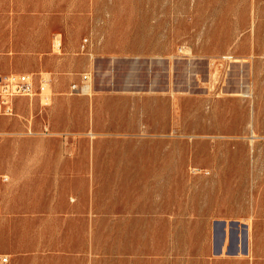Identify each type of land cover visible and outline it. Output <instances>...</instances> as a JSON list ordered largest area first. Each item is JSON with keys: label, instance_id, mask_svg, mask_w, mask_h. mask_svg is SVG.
I'll use <instances>...</instances> for the list:
<instances>
[{"label": "rangeland", "instance_id": "374dc122", "mask_svg": "<svg viewBox=\"0 0 264 264\" xmlns=\"http://www.w3.org/2000/svg\"><path fill=\"white\" fill-rule=\"evenodd\" d=\"M2 34L0 73L35 91L0 115L1 253L264 264V0H0ZM221 218L248 254H214Z\"/></svg>", "mask_w": 264, "mask_h": 264}, {"label": "built area", "instance_id": "2783aa9c", "mask_svg": "<svg viewBox=\"0 0 264 264\" xmlns=\"http://www.w3.org/2000/svg\"><path fill=\"white\" fill-rule=\"evenodd\" d=\"M89 39L83 40L82 49L86 48ZM92 83V73L85 72L78 81L71 84L72 93L87 92ZM35 91L32 75L29 73H0V115H13L15 112V101L20 96H32ZM45 134H51L49 126H45ZM8 176L0 174V182L7 181ZM1 205V195H0ZM9 254L0 252V264H10Z\"/></svg>", "mask_w": 264, "mask_h": 264}, {"label": "crops", "instance_id": "0c3cea01", "mask_svg": "<svg viewBox=\"0 0 264 264\" xmlns=\"http://www.w3.org/2000/svg\"><path fill=\"white\" fill-rule=\"evenodd\" d=\"M6 41V35L2 34L0 35V45L3 44ZM83 44V43H81ZM88 45V43H87ZM86 45V47H87ZM62 37L61 34H57L55 36V39L53 41V48H54V53L56 54H60L62 52ZM82 46V45H81ZM53 57H55L56 59L62 60L65 57H60V56H56L53 55ZM62 61H60L61 63ZM56 100H58L59 98H55ZM41 150H49L47 148H42V149H36L35 147L31 148L29 153H45V151H41ZM59 150H61V148H59ZM46 164L43 163V166H41L40 169H45ZM34 169L36 170L38 167L36 166V161H34L33 163ZM39 169V168H38ZM3 175H7L8 176V180L7 181H1L0 182V195L2 194V189L5 188L8 183L10 182V175L6 172L0 173ZM47 174L45 173L44 176H46ZM2 195H1V205H0V211L2 208ZM223 223L225 224V229L227 231V235L225 238V242L223 244V248L221 252H216L215 250V242H216V235L217 233L221 232V229L223 227ZM251 228V225L249 224V222L244 221V220H240V219H233V218H221L219 220H216L214 222V234H215V242H214V254L215 255H222L224 254V252L228 255H238L241 253L243 254H248L249 252V248H248V238H249V229ZM246 234V239H247V249L246 252L243 250V241L245 239V235ZM242 242V248L239 246V242ZM229 242V245H227ZM227 246V250L225 251V247ZM6 254H9L10 258H11V263L10 264H14V259L12 257V255L10 253L4 252Z\"/></svg>", "mask_w": 264, "mask_h": 264}, {"label": "water", "instance_id": "95a60500", "mask_svg": "<svg viewBox=\"0 0 264 264\" xmlns=\"http://www.w3.org/2000/svg\"><path fill=\"white\" fill-rule=\"evenodd\" d=\"M226 235H227V231L225 229V224L223 223V227L221 229V232L220 233H217L216 235V242H215V250L216 252H221L222 251V248H223V244L225 242V238H226ZM245 235V239H244V242H243V247H244V251L246 252V249H247V239H246V234L244 233Z\"/></svg>", "mask_w": 264, "mask_h": 264}, {"label": "bare ground", "instance_id": "6f19581e", "mask_svg": "<svg viewBox=\"0 0 264 264\" xmlns=\"http://www.w3.org/2000/svg\"><path fill=\"white\" fill-rule=\"evenodd\" d=\"M235 61H237V59H235ZM214 73H216V71H215ZM214 73H212V74L215 75V77H216V74H214ZM174 95H175V94H174Z\"/></svg>", "mask_w": 264, "mask_h": 264}]
</instances>
